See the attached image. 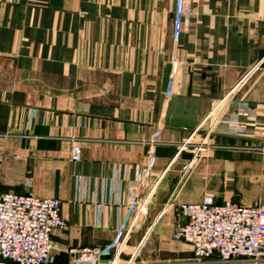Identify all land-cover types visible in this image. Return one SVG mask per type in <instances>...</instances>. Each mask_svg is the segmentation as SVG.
Here are the masks:
<instances>
[{
  "label": "crops",
  "instance_id": "0c3cea01",
  "mask_svg": "<svg viewBox=\"0 0 264 264\" xmlns=\"http://www.w3.org/2000/svg\"><path fill=\"white\" fill-rule=\"evenodd\" d=\"M153 185L122 262L149 231L137 264H196L180 203L264 202V0H0V193L61 201L50 264Z\"/></svg>",
  "mask_w": 264,
  "mask_h": 264
},
{
  "label": "built area",
  "instance_id": "2783aa9c",
  "mask_svg": "<svg viewBox=\"0 0 264 264\" xmlns=\"http://www.w3.org/2000/svg\"><path fill=\"white\" fill-rule=\"evenodd\" d=\"M173 56V61H176ZM242 110L248 111L245 105ZM228 131L243 130L236 123ZM212 130L210 129L207 134ZM206 138L197 151L203 150ZM82 159L81 146L73 145L71 160ZM196 157L193 158V161ZM155 185L143 200L128 205L131 215L127 227L119 226L120 237L108 246L70 250L69 264H137L148 234L122 259L131 243L132 229L146 211ZM170 201V200H169ZM169 201L159 218L167 212ZM181 218L173 239L189 244L196 264H261L264 262V202L244 206L234 202L219 203L214 194H206L200 202L178 204ZM67 227L61 215V201L39 197L33 193H0V264H50L60 250L54 241L56 231Z\"/></svg>",
  "mask_w": 264,
  "mask_h": 264
},
{
  "label": "rangeland",
  "instance_id": "374dc122",
  "mask_svg": "<svg viewBox=\"0 0 264 264\" xmlns=\"http://www.w3.org/2000/svg\"><path fill=\"white\" fill-rule=\"evenodd\" d=\"M206 146V145H205Z\"/></svg>",
  "mask_w": 264,
  "mask_h": 264
}]
</instances>
